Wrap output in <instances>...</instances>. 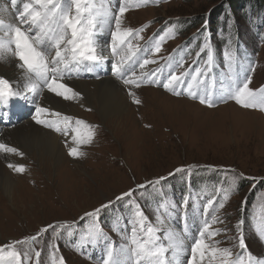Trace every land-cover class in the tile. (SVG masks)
Listing matches in <instances>:
<instances>
[{
  "label": "rangeland",
  "instance_id": "rangeland-1",
  "mask_svg": "<svg viewBox=\"0 0 264 264\" xmlns=\"http://www.w3.org/2000/svg\"><path fill=\"white\" fill-rule=\"evenodd\" d=\"M2 1L0 0V8ZM247 1L252 5L231 11L228 0H159L158 3L150 0L139 8L131 7L125 13L123 22L125 26L132 28L147 25L142 33L145 41L162 33L165 27L174 25V37L164 41L159 54L166 55L178 48L179 44L188 49L198 47L197 34L204 21L208 20V30L218 61L214 73L218 75L221 72L218 66H224L223 51L230 41L232 48L240 49L245 64L254 67V72L251 71V87L259 86V89L264 85V0ZM111 3L116 10L118 0H111ZM6 4L2 7L6 9L3 14L12 18V9ZM256 5L263 11H257ZM221 9L223 11L218 14ZM226 23H230V26L226 27ZM202 35L200 32L201 37ZM109 37L108 27L99 38L105 51H110ZM185 57L187 67L191 59L187 55ZM201 57L203 58V54ZM111 63L112 58L109 59L110 66ZM0 64L16 70L14 74L22 71L16 66L15 60ZM155 67L156 65L148 66L149 69ZM105 77H111L115 81L114 88L119 91L124 101L120 122L114 125L104 120L94 107L88 105V94L81 91L84 87L94 89V82ZM66 82L82 94L80 99L66 101L47 91H43L40 98H37L43 107L50 105L59 110L58 104L63 102L77 106L78 111H68V115L96 126L93 143L82 146L86 153L82 158L69 156L68 147H65L69 161L57 168L49 167V170L39 165L36 158L26 156V171L18 174L7 165L4 166L5 159L0 160V164L18 182L12 194L4 192L0 185V245L34 235L46 225L68 221L72 224L71 232L74 234L78 231L81 240L75 242L71 239L73 234L69 236L66 230H61L60 237L55 241L59 247L53 256L50 229L35 245L36 249L42 250L40 264H53L54 258L58 260L61 255L68 264H101L105 250L93 260L95 251L103 241L105 247L106 241L117 248L123 243L122 232L128 227L129 204L132 201L139 204L152 221L158 211L163 209L165 204L162 202L183 209L180 207L181 201L175 205V198L183 200L187 196L201 206L206 203L204 197L208 194L219 203L223 199L220 189L229 187L233 178H236V190L231 192L224 208L219 212L223 223H219L222 231L216 240L219 243L215 245L232 248L234 252L240 251L238 240L235 239V225L242 219L247 250L254 258L264 260V239L259 232L261 224L264 223V111L246 109L233 102L208 107L185 96H173L153 84H144L138 89L133 87L132 90L142 101L140 105H136L128 95L129 86L113 75L111 69L101 78L72 79ZM81 82L87 85H77ZM231 107L248 115H242V120L258 117L254 130L238 124L236 117V122L231 116L226 119L223 115L233 113ZM62 110L66 112L64 109H60V112ZM21 124H32L54 132L37 124L33 117L6 128L10 132ZM7 129L0 141L5 136V140L10 141L12 146L21 149L16 145L12 134L7 133ZM69 136L71 133L62 139L66 140ZM22 152L26 155L23 150ZM181 166L191 168L173 176L168 175ZM241 173L243 176H240ZM162 176L167 179L157 185L137 189L131 198L115 200L121 193L135 189L136 185ZM197 181L201 182V186ZM176 182H182L180 191L174 189L177 188L173 185ZM108 201L114 203L96 218V224L102 228L105 239L90 240L88 230L93 218L81 217L85 212ZM191 204L192 202L188 203V210ZM160 222L158 220L156 223ZM164 227L167 228L166 224ZM19 248L23 250L28 245H20Z\"/></svg>",
  "mask_w": 264,
  "mask_h": 264
},
{
  "label": "snow or ice",
  "instance_id": "snow-or-ice-1",
  "mask_svg": "<svg viewBox=\"0 0 264 264\" xmlns=\"http://www.w3.org/2000/svg\"><path fill=\"white\" fill-rule=\"evenodd\" d=\"M148 2L150 0H118V7L114 10L111 0H10L12 8L16 9L14 17L6 19L3 14L6 9L0 8V62L17 61L16 66L22 70L26 83L20 88L0 77V108H6L13 98H27L28 94L35 101L45 89L66 101L80 99L82 94L65 81L79 77L82 73H93L102 67L105 55L97 37L109 27L111 71L124 85L129 86L128 95L136 105L142 101L132 90L133 87L138 89L144 84H154L175 96L186 95L208 107H215L218 101H234L243 108L264 111V86L259 89L250 87V72L254 71V67L245 64L238 50L231 47L230 41L223 51L225 70L218 75L214 73L217 58L208 30V20L204 21L197 34L199 50L195 52V57H192L190 50L186 53L191 59L187 67L185 56L176 60L171 55H159L164 41L174 37V25L165 27L162 33L155 34L147 41L142 35L147 25L139 28L125 26V13L131 7L139 8ZM151 2L158 3L159 0ZM229 26L230 23H226V27ZM200 32L203 33L202 37ZM149 65L156 67L149 69ZM192 65L197 66L193 68ZM0 115L6 117L7 112H0ZM33 120L64 136L71 133L72 143L68 146V155L73 158L84 157L86 153L82 146L93 143L96 135L95 125L61 112H52L39 103H35ZM0 154L24 155L20 149L3 141H0ZM7 166L18 174L26 171L23 164L9 163ZM190 168L181 166L168 175L173 176ZM165 179L167 177L162 176L136 185L135 189L121 193L115 200L131 198L137 189L157 185ZM235 179L229 187L220 189L223 199L218 205L210 199L202 207L199 223L194 222L195 235L190 232L186 211L190 197H184L180 205L185 209L182 217L184 228L181 232L165 228L163 220L159 224L150 221L139 204L132 201L129 204L128 227L122 232L123 243L117 248L106 241L101 264H205L206 261L207 264H264V260L254 258L247 250L242 219L235 225V239L238 240L240 251L218 247L206 239L222 231L212 226L223 223L218 213L224 208L231 192L236 190ZM113 203L108 201L101 204L81 217L93 218L88 230L90 240L105 239L102 228L96 224V218ZM71 228L72 224L68 221L55 222L41 227L34 235L0 245V264H40L42 250L35 248L36 243L51 229L50 246L54 256L59 247L55 241L60 237L61 230H66L72 236ZM259 232L264 239V223ZM20 245H28V248L21 250ZM184 257H187L186 262ZM53 264L66 262L61 255L58 260L54 258Z\"/></svg>",
  "mask_w": 264,
  "mask_h": 264
},
{
  "label": "bare ground",
  "instance_id": "bare-ground-1",
  "mask_svg": "<svg viewBox=\"0 0 264 264\" xmlns=\"http://www.w3.org/2000/svg\"><path fill=\"white\" fill-rule=\"evenodd\" d=\"M97 39H99V36L97 37ZM104 55H105V62L109 63V59L112 58L111 52L108 50L107 51L104 50ZM12 67L15 68L14 65H12ZM15 71L16 70L10 69L8 67H4L2 66V64H0V75L6 77L10 82H12L17 87L23 88L26 81L24 79L22 71L18 72L17 74H14ZM100 80L94 82V89H89L90 87L89 88L84 87L81 89V91L84 90L86 91L84 93L88 94L87 97L88 105L94 107L97 110L98 114L104 120H106L107 122L109 121L114 125V123L120 122L119 120L121 115L120 113L124 111V107H123L124 101L122 100L119 91L114 88L115 81L112 80L111 77H105ZM77 85H87V84L81 82L78 83ZM45 107L49 108L53 112H60V109H64L66 112H63V110L61 112L64 115H68V111L71 112V110L78 111L77 106H71L70 104H66L64 102L58 104V107L60 108L59 110L51 107L50 105H45ZM130 108L131 107H129V109ZM231 108L233 109V113L231 114L226 113L227 117L223 115L226 119L230 118L231 116V119L234 120V118L236 117L238 124L247 128H252L250 130H254L256 124H258V120H257L258 117L256 118V116H253L250 118V120L249 119H247V121L246 119L242 120L244 118L242 117V115L245 116L248 115L244 114L243 112L239 111L236 108L233 107ZM222 114L225 113L222 112ZM6 129H7L6 127L2 128L0 138L2 137V134H4V131H6ZM7 133L12 134V137L15 140L16 145L19 148H21L26 153V155H23L22 157L16 154H9L6 156L1 155L0 160L5 159L3 162L4 166L8 165L9 163L25 165L24 161L26 160V156L27 158L29 157L36 158L38 164L42 165V167L44 166L46 169H48L49 167L52 168L53 166L55 168H57V166L60 167L59 165L64 164L65 161L67 160L69 161L64 149L65 147L71 145L72 143L71 136H69V138H67L66 140H63L62 138L66 136L58 133H54L50 130H43L32 124H29L27 126L21 124L18 127H15V129H13V131L10 132L7 129ZM2 141L12 146L10 141L5 140V136L2 138ZM21 149L20 151H22ZM4 166L0 164V185L2 186L4 192H6L7 194H12L16 190V186H18L17 178L11 173H9Z\"/></svg>",
  "mask_w": 264,
  "mask_h": 264
},
{
  "label": "trees",
  "instance_id": "trees-1",
  "mask_svg": "<svg viewBox=\"0 0 264 264\" xmlns=\"http://www.w3.org/2000/svg\"><path fill=\"white\" fill-rule=\"evenodd\" d=\"M228 2H229V9L231 10V11H236V10H238L239 8H246L248 5H252V3H250V2H248L247 0H228ZM255 4H256V1H255ZM256 9H257V11H263V10H261V7L260 6H257L256 5ZM221 11H223V9H221V10H219V12H218V14L221 12ZM264 12V11H263ZM202 23V22H201ZM199 186H201V182L200 181H197L196 182ZM174 186H176L177 188H174V189H178V191H180L181 190V185H182V182H176L175 184H173Z\"/></svg>",
  "mask_w": 264,
  "mask_h": 264
}]
</instances>
